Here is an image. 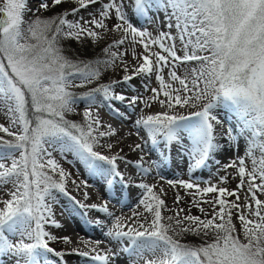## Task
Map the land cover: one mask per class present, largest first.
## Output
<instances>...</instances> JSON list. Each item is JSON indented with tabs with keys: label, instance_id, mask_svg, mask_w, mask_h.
<instances>
[{
	"label": "snow or ice",
	"instance_id": "6c2138e0",
	"mask_svg": "<svg viewBox=\"0 0 264 264\" xmlns=\"http://www.w3.org/2000/svg\"><path fill=\"white\" fill-rule=\"evenodd\" d=\"M31 4L0 0V115L6 120L0 122V264H7L4 258L12 264H68L71 255L116 264L121 253L126 264H264V0ZM156 14L167 30L150 31L136 19L156 25ZM113 33L118 36L102 48V57L82 58L72 48L73 41L97 44ZM108 69L123 75L103 83ZM136 78L149 95L131 84ZM121 85L136 94L117 91ZM79 102L85 107L76 121L69 114ZM141 104L128 133L139 138L128 146L139 153L134 161L105 141L120 132L104 123L100 109L129 120L127 109ZM154 105L158 109L151 111ZM224 109L234 114L233 123L222 118ZM153 151L157 158L146 161ZM173 151L186 161L188 179L161 174ZM54 153H71L89 175L103 178L108 198L87 203L92 185L73 178ZM223 156L226 163L218 158ZM209 162L224 173L216 174L217 182L193 179ZM121 164L136 171L126 173ZM153 173L177 190L175 208L166 203L164 184L135 179ZM230 180L237 181L235 188L226 186ZM69 184L83 190V200ZM117 184L121 196L133 186L142 190L130 216L110 210ZM179 189L191 197L187 210L179 207ZM61 195L106 239L81 238L83 247L59 251L50 246L73 243L48 230L63 227L54 211ZM92 211L104 218L89 220Z\"/></svg>",
	"mask_w": 264,
	"mask_h": 264
},
{
	"label": "rangeland",
	"instance_id": "374dc122",
	"mask_svg": "<svg viewBox=\"0 0 264 264\" xmlns=\"http://www.w3.org/2000/svg\"><path fill=\"white\" fill-rule=\"evenodd\" d=\"M31 6L33 8L36 7V0H32ZM71 5H64L65 8L70 7ZM60 8H57L56 11H60ZM153 13L154 10H153ZM82 15H87L86 13H81ZM32 13H29V16H31ZM44 15H48L44 13ZM159 15V16H158ZM157 16V24L152 25L146 22V19L144 17H137L136 19L139 20V24L143 25V27L148 28L150 31L155 28L157 31L160 30H167L164 28L162 24L159 23L160 20H163V16L160 14H156ZM161 18V19H160ZM160 19V20H159ZM146 22V23H145ZM118 34H105V38L101 41H99L97 44H92L90 42H86L83 46L76 43L72 42V48L75 50L76 53H78L80 56L84 53L82 50L90 51L94 53V56L102 57V48L106 46L108 42H110L113 38L117 37ZM127 47V45L125 46ZM96 49V50H95ZM142 49H137V51H141ZM95 57V58H96ZM167 71V70H166ZM123 75V72L121 69H108L101 78V82L107 83L111 79H120ZM131 84L135 85V88L139 92L141 96H146L149 95L150 93L146 92L145 89L141 85V81L139 78L134 79ZM151 86L155 87L157 86V83L155 82L154 78L152 81ZM124 90L126 95H135L136 92H133L128 85H121L120 87L117 88V91ZM118 107H121V110H125L124 106H120L117 104ZM85 107V104L83 102H79L77 105V112L76 114L79 115L78 117L80 120L82 119V111L83 108ZM143 108V105H138L134 109L129 108L127 109L128 114L130 115L131 119L129 120H122L120 117L116 116L112 111H110L108 108H101L100 113L101 117L104 121V123H112L114 127L118 129L120 132L119 137H114V138H105V141L112 142L114 145H116L114 150H118L119 148H123V154H126L127 157L131 160H136L139 156V153H134L130 150L128 147L131 144H134L136 142H139V138L136 137L135 135L129 136L128 133L130 131H134L132 129V122L139 116L141 115V109ZM158 109L157 105H154L153 109L151 111H155ZM145 112L150 111L149 109H144ZM223 112V110H222ZM230 112V111H229ZM0 122H5V118L0 115ZM143 135V133H141ZM117 139L119 140V143L116 144ZM107 151V149H105ZM147 151V149H146ZM175 152V151H174ZM56 158L60 161L61 165L71 172L73 174V178L79 180H86L89 184L92 185L91 188L87 189L90 195V199L86 201L87 203H100L101 198H108L107 194L105 192V188H101L102 183L98 182V178H100L102 181L103 178L99 176L90 175L87 173V171L84 169L83 165L80 164L76 158L71 154H66L65 156H60L58 153H54ZM159 154L155 151H153L149 156H146L145 159L146 161L148 159H156ZM228 156L231 155V153L227 154ZM224 157V158H223ZM218 157L221 159L222 163L227 162V157ZM223 158V159H222ZM121 169L124 170L126 173H133L136 170L132 167L129 166L127 169H124V166L121 164ZM186 172V161L184 163L180 162L179 157L176 155V152L174 155H171V160L169 163L165 164L163 168L161 169V174L165 177V180L168 179H178V178H183V179H188V176L185 174ZM219 172L220 175H223L224 173L220 171V166L216 165L214 162H209L208 167L198 170L197 173L192 177L193 179L199 178L200 180H209L212 183L217 182V173ZM88 175V176H87ZM135 179L139 181L140 179H144L145 182L149 183H157V184H164L165 188L167 189V197H166V203L168 207L170 208H175L176 205L174 204V195L175 192L177 191L176 189H172L170 186H168L164 181H161L158 176L153 173L152 176L150 177H141L139 174L136 175ZM237 181L236 180H230V182L226 185L229 188H235ZM118 186L117 189H121L122 186L117 184ZM204 186V185H202ZM69 191L74 195L77 199L83 200V190H77L74 185L69 184ZM142 194V190L136 188V187H130L126 190H124L123 195L121 196L122 198L118 199H113L111 204H110V210H112L115 214L120 215L123 214L125 216H130L131 212L133 209H135V205ZM179 194L181 197H183L182 202L180 203L179 207H183L186 210L191 207L190 201L191 197L185 195V192L183 189H179ZM212 195V194H210ZM264 198V197H261ZM124 199V200H123ZM232 199V198H229ZM59 203L54 206V211L56 213V218L58 221L61 222L63 225L62 228L65 229H55L51 226L48 227V230L53 232V234L57 236H69L71 237L72 241L76 240L74 243L71 245H65L61 241H56V242H51L52 247H54L56 250H61V249H67L70 247H83L82 244H77V241L81 238H88L90 237L93 240H105L106 238L102 235V232L99 228L94 227V226H89L87 223H85V218L82 215V210H79L76 208V206L73 204L72 201H70L67 197L60 196L59 197ZM204 207L208 208V205H204ZM192 214L194 215H199V211L196 208L191 209ZM171 214V213H165ZM97 217L99 218H104V214L97 213L95 211L89 212L88 214V219L89 220H94ZM76 219H78L80 222H78L79 225H83V227L88 228L89 231L92 233H95L98 235V238L92 237V235H88L84 232H81L77 229L76 225ZM78 225V226H79ZM105 245H101V247H105ZM119 251V249H117ZM7 261V264H12V261L7 260V258H4ZM67 260L68 264H92V262L88 258H82L76 255H71L65 257ZM128 261V256L126 253H121L120 256L117 258L116 264H126Z\"/></svg>",
	"mask_w": 264,
	"mask_h": 264
},
{
	"label": "bare ground",
	"instance_id": "6f19581e",
	"mask_svg": "<svg viewBox=\"0 0 264 264\" xmlns=\"http://www.w3.org/2000/svg\"><path fill=\"white\" fill-rule=\"evenodd\" d=\"M154 10V12H155V9H153ZM159 16V15H158ZM142 18V17H141ZM161 19V18H160ZM159 19V20H160ZM146 23V22H145ZM137 79V78H136ZM221 115H222V118H224L225 120H227L228 122H230V123H233L234 121H235V116H234V114L232 113V112H229L227 109H224L223 110V112H221ZM175 154V152L173 151L172 153H171V155H174ZM224 158V157H223ZM222 158V159H223ZM88 176V175H87ZM90 176V175H89ZM92 176V175H91ZM94 177V176H93ZM99 182V181H98ZM121 186V185H120ZM107 194V193H106ZM76 221V223H77V225H76V227H77V229L79 230V231H81V232H84V233H86V234H88V235H92V237H94V238H98V235H96L95 233H92L91 231H89V229L88 228H84L83 227V225H79L78 224V222H80L78 219H76L75 220ZM61 223V222H60ZM79 225V226H78ZM62 229H65V228H62ZM76 241V240H75ZM74 240H73V243L75 242Z\"/></svg>",
	"mask_w": 264,
	"mask_h": 264
},
{
	"label": "trees",
	"instance_id": "16d2710c",
	"mask_svg": "<svg viewBox=\"0 0 264 264\" xmlns=\"http://www.w3.org/2000/svg\"><path fill=\"white\" fill-rule=\"evenodd\" d=\"M49 15V13H46ZM96 50V49H95ZM82 52H84L81 57L82 58H95L96 56H94V53L93 52H90V51H86V50H82ZM92 85H90L89 87H91ZM87 89L86 88H78V89H74V91H76L77 93H81L83 91H86ZM79 115H77L76 113L74 114H69V118L70 119H73V120H76V121H81L80 118L78 117ZM190 241L192 242H199L198 240H195L191 237L188 238Z\"/></svg>",
	"mask_w": 264,
	"mask_h": 264
}]
</instances>
